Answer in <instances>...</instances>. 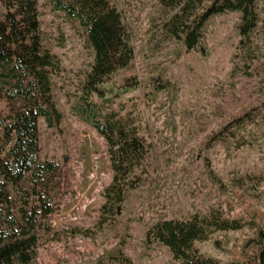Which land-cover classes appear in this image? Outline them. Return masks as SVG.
Here are the masks:
<instances>
[{
    "label": "rangeland",
    "instance_id": "rangeland-1",
    "mask_svg": "<svg viewBox=\"0 0 264 264\" xmlns=\"http://www.w3.org/2000/svg\"><path fill=\"white\" fill-rule=\"evenodd\" d=\"M110 2L124 18L134 59L93 101L135 120L149 147L148 173L114 224L94 238L70 235L95 230L113 172L106 142L74 113L93 50L77 23L40 0L45 46L62 62L53 93L63 119L57 128L39 120L41 157L56 162L60 172L59 208L50 218L52 234H40L38 264H120L122 258L130 264H176L166 247L147 244V231L158 222L206 216L212 209L229 220L254 221L264 232V118L260 126L241 131L255 139L252 146L238 149L231 138L211 142L264 103V0H256L258 24L249 41L239 35L241 15L226 13L209 19L193 51L162 35L160 0ZM246 176L262 183L236 187L233 179ZM258 231L218 233L196 249L220 264H264Z\"/></svg>",
    "mask_w": 264,
    "mask_h": 264
},
{
    "label": "trees",
    "instance_id": "trees-1",
    "mask_svg": "<svg viewBox=\"0 0 264 264\" xmlns=\"http://www.w3.org/2000/svg\"><path fill=\"white\" fill-rule=\"evenodd\" d=\"M40 0H0V264H38L40 234L53 232L50 218L58 211L56 185L60 167L42 159L39 120L57 128L62 114L53 93L54 79L61 76L62 62L46 48L38 11ZM54 11L77 23L94 53L74 113L106 142L113 178L104 190V203L95 230L75 229L72 237L94 238L122 216L130 193L138 190L148 173L149 147L131 117L109 111L93 101L100 89L134 59L131 36L122 14L110 0H47ZM256 0H160L165 21L162 35L184 42L196 50L205 24L213 16L239 13V35L249 41L257 28ZM209 5V6H207ZM168 86V85H167ZM166 87V86H165ZM164 87V88H165ZM264 118V103L232 121L211 142L231 138L236 148L252 146L254 138L241 131ZM260 119V121H259ZM241 190L260 186L262 179L246 176L233 179ZM258 231L254 221L226 219L220 209L206 216L195 214L184 220L154 224L146 242L166 247L176 264H220L203 256L196 244L210 242L218 233ZM264 257V232L258 231ZM214 246L221 248L219 242ZM120 264H130L122 258Z\"/></svg>",
    "mask_w": 264,
    "mask_h": 264
}]
</instances>
